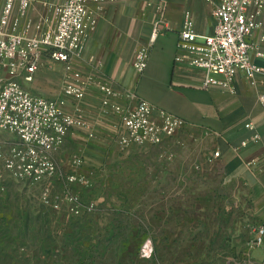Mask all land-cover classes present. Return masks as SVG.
Instances as JSON below:
<instances>
[{"label":"crops","instance_id":"1","mask_svg":"<svg viewBox=\"0 0 264 264\" xmlns=\"http://www.w3.org/2000/svg\"><path fill=\"white\" fill-rule=\"evenodd\" d=\"M31 1L24 23L38 21L47 11V3L64 0H36L38 7L32 6ZM218 1L114 0L99 5L89 2L87 9L96 24L83 41L79 56L72 58L71 71H66L61 63L44 58L33 81L21 83H26L31 93L45 98L59 97L64 84L84 86V97L79 101L69 99L65 107L66 112L80 116L84 124L67 131L64 145L81 149L85 164H96L103 159L118 123L116 115L100 109L99 82L108 83L122 94L136 92L155 107L184 119L188 126L179 131L178 137L196 139L194 146H190L203 171L210 166L204 163L205 152L198 148L202 138L211 140L208 151L219 152L212 165V180L218 181L212 191L214 206L220 213H227L228 219H235L237 211L244 212L241 220L251 228L246 242L235 246L236 252L243 258V264H264V238L261 245L255 244L256 229L264 226V113L259 104V96L264 91L263 77L257 75L256 85H251L242 72H237L230 89L203 88L200 70L186 61H175L185 13L190 15L198 35H209L216 25L213 8ZM160 15L162 23L150 46L147 67L139 74L133 68L135 54L141 47L148 46ZM259 22L251 42L264 52L261 41L264 8ZM251 57L256 65L264 68V59L257 57L255 51ZM118 102L126 104L127 99L123 96ZM248 123L253 126L252 130L246 127ZM255 132L259 135L258 142L251 141ZM166 141L176 155L165 172V180H183L187 164L193 161H188V156L183 155V150L175 147L173 141ZM242 141H248L247 145L241 147ZM204 177L209 178L210 173ZM236 236H232L233 242Z\"/></svg>","mask_w":264,"mask_h":264},{"label":"rangeland","instance_id":"2","mask_svg":"<svg viewBox=\"0 0 264 264\" xmlns=\"http://www.w3.org/2000/svg\"><path fill=\"white\" fill-rule=\"evenodd\" d=\"M36 2L32 6L38 7ZM179 133L169 140L193 161L179 181L165 180L176 155L167 139L157 146L121 149L115 134L111 150L105 149L96 164L83 163L82 150L70 144L56 150L58 173L42 184L5 174L0 183V264H243L235 246L246 242L251 228L241 220L244 212L228 219L214 206L218 181L212 180L216 158L214 150L208 151L211 140L204 136L198 143L210 166L203 171L190 146L196 139H181ZM0 142L6 153L16 138L0 132ZM74 159L82 162L74 165ZM69 174L78 181L67 182ZM43 186L49 189L50 204L41 199ZM66 193L77 198L79 213L67 211Z\"/></svg>","mask_w":264,"mask_h":264},{"label":"built area","instance_id":"3","mask_svg":"<svg viewBox=\"0 0 264 264\" xmlns=\"http://www.w3.org/2000/svg\"><path fill=\"white\" fill-rule=\"evenodd\" d=\"M114 0H64L62 3H47V11L38 21L23 22L27 16L30 0H0V132L15 136L3 153L0 142V183L7 177L27 184H42L58 171L53 154L60 149L70 128L83 126L80 116L65 111L69 99L79 101L84 97L82 84H64L57 98H45L27 90L21 82L30 83L47 58L61 63L71 71L72 58L79 56L83 41L96 24L95 17L88 12L87 3L97 5ZM264 0H219L214 4L213 16L216 25L209 35H198L193 21L185 13L176 43L175 61L187 64L202 72V87L230 89L237 72H242L251 85H256L257 75L263 77L264 68L252 61V52L264 59V52L251 42V36L260 26L259 17ZM162 16L156 20L148 46L141 47L133 60L134 70L141 74L147 67L149 49L155 40ZM264 42V36L261 37ZM101 94L100 109L117 116L115 141L121 149L140 145H161L188 125L184 119L155 107L136 92L122 94L108 83L97 84ZM125 97L126 104L119 103ZM264 113V91L259 96ZM250 130L251 124H246ZM259 135H251L258 142ZM242 141L240 146H246ZM215 151L213 157L217 158ZM81 159L72 160L79 165ZM264 166V159L262 160ZM69 183L78 181L75 174L65 176ZM42 201L50 204L49 189L43 186ZM69 202L67 211L80 212L77 198L65 195ZM58 208L57 203L53 204ZM264 226L256 229L255 244L261 245Z\"/></svg>","mask_w":264,"mask_h":264}]
</instances>
